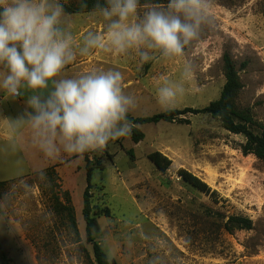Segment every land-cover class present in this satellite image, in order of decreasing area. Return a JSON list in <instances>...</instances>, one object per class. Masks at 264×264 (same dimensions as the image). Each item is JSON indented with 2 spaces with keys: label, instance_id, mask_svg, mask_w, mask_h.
<instances>
[{
  "label": "rangeland",
  "instance_id": "obj_1",
  "mask_svg": "<svg viewBox=\"0 0 264 264\" xmlns=\"http://www.w3.org/2000/svg\"><path fill=\"white\" fill-rule=\"evenodd\" d=\"M212 4V26L186 49L194 78L170 109L203 108L218 99L226 82L227 53L243 84L238 108L264 123V0ZM67 20L77 39L103 27L95 12L67 14ZM183 66L184 62L159 58L142 63L135 55L94 53L78 57L64 75L120 71L128 85L125 91L137 100L129 113L142 117L169 110L158 103L156 81L166 75L179 82ZM7 99L1 100L0 114L4 111L13 121L23 107ZM182 118L188 122L138 126L145 135L139 143L127 136L93 152L91 157L104 165L103 170H94L91 189L96 240L111 264H264V162L244 155L240 148L244 138L225 130L210 115ZM9 126L11 138L0 135V181H6L0 187V241L11 263L95 264L82 214L87 186L84 158L65 153L48 158L32 146L26 130L14 132ZM155 151L172 160L166 173L149 160ZM181 168L216 190L218 202L187 185L177 174ZM54 195L73 208L79 236L68 211L55 210ZM233 215L250 218L254 228L227 232L224 225Z\"/></svg>",
  "mask_w": 264,
  "mask_h": 264
},
{
  "label": "clouds",
  "instance_id": "obj_2",
  "mask_svg": "<svg viewBox=\"0 0 264 264\" xmlns=\"http://www.w3.org/2000/svg\"><path fill=\"white\" fill-rule=\"evenodd\" d=\"M93 11L103 27L77 39L60 0H0V92L24 101L13 131L26 130L48 158L102 150L134 127L127 116L137 100L125 91L123 74L110 68L64 75L78 57L184 62L179 82L166 75L156 81L158 103L174 108L194 78L186 49L214 21L212 0H97Z\"/></svg>",
  "mask_w": 264,
  "mask_h": 264
},
{
  "label": "trees",
  "instance_id": "obj_3",
  "mask_svg": "<svg viewBox=\"0 0 264 264\" xmlns=\"http://www.w3.org/2000/svg\"><path fill=\"white\" fill-rule=\"evenodd\" d=\"M97 0H78L73 4L62 3L66 14H84L94 12V5ZM141 5L146 3H167V0H140ZM100 3H104V0H100ZM224 61V75L226 78L225 85L221 91L220 97L214 101H211L207 106L203 108H191L186 107L184 109H169L161 113H157L151 116L135 117L128 113L127 119L132 121L134 127L131 132V139L135 143H139L145 137L144 133L138 126L151 123H159L161 121L173 123V122H188L183 119L182 116L188 114L192 115H210L213 119L219 121L222 127L231 134L242 136L244 142L240 145L241 151L244 155H254L256 158L264 162V123L258 122L253 114L249 110H241L237 106V98L240 91L243 88V84L240 79L239 71L236 68V64L232 57L225 53L223 56ZM94 151L85 152L80 154L84 158L85 170H86V182L87 186L83 193V208L82 214L86 224L87 241L91 243L95 264H111L108 255L102 248L100 243L94 236V230L96 227V216L94 214V207L92 205V193L93 188V173L95 169L103 170L104 165L100 160L91 157ZM128 154L133 157V152L130 150ZM149 160L156 166V168L166 173L171 165L172 160L161 152L155 151L148 156ZM178 176L190 187L196 189L207 196H210L214 202H218L219 194L216 190L212 189L204 180L196 176L194 173L186 170L179 169L177 171ZM6 181H0V187H3ZM68 192H65V196L68 197ZM55 210H67L70 223L76 234L79 236L77 229V223L73 208L62 205L57 195H54ZM227 232H233L235 230H252L254 228L253 221L250 218L233 215L230 216L224 225ZM0 262L1 264H12L11 259L8 257L3 249L0 241Z\"/></svg>",
  "mask_w": 264,
  "mask_h": 264
},
{
  "label": "crops",
  "instance_id": "obj_4",
  "mask_svg": "<svg viewBox=\"0 0 264 264\" xmlns=\"http://www.w3.org/2000/svg\"><path fill=\"white\" fill-rule=\"evenodd\" d=\"M5 98H6V96L5 97H2L1 100L3 101V100H5ZM1 100H0V103H1ZM11 101H13L19 107L20 106L21 107L24 106V101L22 99H17V100H13L11 98H8L7 99V103H10ZM1 114H2V116L0 117V135L4 139H10L11 138V128H10L9 124L12 126V120H10V118H7L5 116V112L4 111H2Z\"/></svg>",
  "mask_w": 264,
  "mask_h": 264
}]
</instances>
